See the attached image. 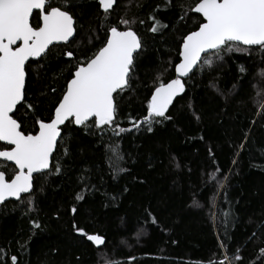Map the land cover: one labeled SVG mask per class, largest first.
<instances>
[{
    "label": "snow or ice",
    "instance_id": "obj_1",
    "mask_svg": "<svg viewBox=\"0 0 264 264\" xmlns=\"http://www.w3.org/2000/svg\"><path fill=\"white\" fill-rule=\"evenodd\" d=\"M94 3L96 23L85 28L76 15L80 5L75 0H0V206L15 201L24 204L28 212L34 211L37 189L43 192L51 177L62 178L72 172L74 132L96 137L104 146L111 180L130 175L132 169L126 166L129 162L126 155L131 154H125L118 142L124 134L141 131L151 134L156 126L174 123L175 103L177 98L186 96L189 82L195 81L197 74L211 75L223 66L226 58L242 55L253 59L258 55L264 64V0H162L147 15V21L151 22L147 27L150 40L138 31V26H144L146 21L135 14L129 16L127 5L125 13L113 21L120 6L118 0H94ZM143 6L139 0L137 7ZM169 12L175 14L173 18L163 19ZM169 37L173 38L171 44ZM158 40L168 46L169 55L160 60L151 86L143 84L149 89L144 98L146 115L139 120L130 118V127H121L120 105L126 96L138 92L142 85L138 69ZM173 49L175 57L171 55ZM53 64L58 65L59 71L49 77ZM238 71L245 74L247 68L238 65ZM256 75L264 86V68ZM61 80L63 84L58 89L55 84ZM34 83L40 87L32 90ZM209 87L220 92L214 82ZM258 96L261 109L258 115L264 117V87ZM186 107L193 110L190 101ZM193 116L197 121L201 119L194 110ZM105 135L117 140L106 143ZM248 141L245 135L239 145L241 151ZM208 152L214 155L211 148ZM171 162L180 169L175 157ZM148 166H152L151 161ZM220 171L216 168L207 174L204 185L214 182L224 189L229 178L219 180ZM95 175L92 168L79 169L76 179L79 190L74 191L75 203L69 209L73 217L79 212L77 205L86 201L88 194L100 191L93 182ZM99 179L103 180V176ZM189 191V206L202 210L206 205L200 203L196 190ZM129 192L125 185L116 195L103 194L110 201H117ZM144 211L147 221L158 226V217L150 209ZM209 213L215 219L212 206ZM30 223L33 229L42 228L38 220L32 219ZM72 228L97 253L104 252L106 236L89 233L75 220ZM143 234L140 229L137 239ZM256 235L253 232L252 237ZM30 242L31 237L19 246L26 249ZM220 248L223 258L209 260L208 264H236L243 260L239 249L229 256L223 241ZM258 259L264 264V248L259 249ZM0 264H20L19 257L0 248ZM98 264L117 262L102 259Z\"/></svg>",
    "mask_w": 264,
    "mask_h": 264
},
{
    "label": "trees",
    "instance_id": "obj_2",
    "mask_svg": "<svg viewBox=\"0 0 264 264\" xmlns=\"http://www.w3.org/2000/svg\"><path fill=\"white\" fill-rule=\"evenodd\" d=\"M75 2L80 5L75 10L79 23L85 28L95 24L94 0ZM138 2L118 0L120 6L112 19L123 15L127 5L129 16L135 14L146 21L144 26H138V31L150 40L147 27L151 22L147 21V15L162 0H142V8L137 7ZM174 15L169 12L162 18L169 20ZM168 39L171 44L173 38ZM168 55V46L158 40L143 58L138 69L142 85L120 105L121 127H130V118L139 120L146 115L144 98L149 89L143 84L151 86L160 60ZM171 55L175 57L174 49ZM238 65H244L247 73L241 74ZM261 68L264 64L258 55L253 59L234 55L226 58L223 66L211 75L197 74L195 81L189 82L186 96L177 98L172 112L174 123L156 126L151 134L126 133L118 140L123 152L131 154L126 155L129 161L126 166L132 173L123 174L116 181L108 174L104 146L96 137L74 132L73 170L62 178L51 177L43 192L37 189L35 210L28 212L24 204L15 201L0 206V248L17 254L20 264H98L102 259L115 260L117 264H208L209 260L223 258L220 248L223 241L227 255L232 256L239 249L243 260L236 264H262L258 253L264 248V117L258 115L261 109L257 101L264 86L256 75ZM55 71H59L57 64L52 65L49 77ZM210 82L223 95L209 87ZM61 84L63 80L55 86L59 89ZM38 87L39 83H34L32 90ZM189 101L200 115L199 121L193 110L186 107ZM245 135L249 141L241 151L239 145ZM116 140L109 135L104 137L106 143ZM209 148L214 155L209 154ZM172 157L181 165L180 169L174 167ZM233 160L237 163L233 164ZM84 167L95 170L93 182L100 191L88 194L86 201L77 205L79 212L73 217L69 209L75 203L74 191L79 190L76 184L79 169ZM216 168L221 170L217 173L219 180L229 178L224 189L214 182L207 186L203 183ZM125 185L130 192L117 201H110L103 194L116 195ZM190 188L196 190L200 203L206 205L202 210L189 206ZM210 206L215 219L209 213ZM145 209L158 217V226L147 221ZM224 213L230 215L225 217ZM32 219L38 220L42 228L33 229ZM74 220L89 233L106 236L103 253H97L90 242L74 232ZM140 229L144 234L137 239ZM253 232L256 237H252ZM29 237L27 248H20Z\"/></svg>",
    "mask_w": 264,
    "mask_h": 264
}]
</instances>
